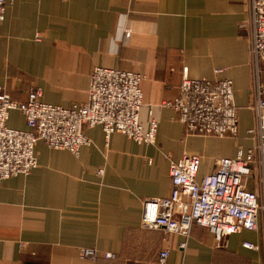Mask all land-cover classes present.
Segmentation results:
<instances>
[{
	"label": "crops",
	"instance_id": "crops-1",
	"mask_svg": "<svg viewBox=\"0 0 264 264\" xmlns=\"http://www.w3.org/2000/svg\"><path fill=\"white\" fill-rule=\"evenodd\" d=\"M247 8L246 0L6 1L0 87L12 100L25 101L39 88L43 102L69 107L86 102L95 67L137 72L144 76L140 123L148 129L155 121L157 132L146 145L85 128L91 144L78 156L38 141L37 167L1 184L0 264H158L161 251L168 252L166 264H263V252L243 243L262 244L264 213L258 231L231 233L219 247L196 224L187 237L141 227L154 214L145 199L170 193V162L199 156L200 179L217 160L255 144L247 133L255 126ZM184 75L232 81L236 138L189 135L173 109L159 106L177 96ZM7 125L26 128L17 111ZM245 184L261 194L264 168L256 164ZM82 249L95 258H80Z\"/></svg>",
	"mask_w": 264,
	"mask_h": 264
},
{
	"label": "built area",
	"instance_id": "built-area-1",
	"mask_svg": "<svg viewBox=\"0 0 264 264\" xmlns=\"http://www.w3.org/2000/svg\"><path fill=\"white\" fill-rule=\"evenodd\" d=\"M6 1L11 0H0V22L4 19ZM246 3L252 73L249 108L255 120V126L247 133L255 144L246 152L239 146L234 158L217 160L214 171L200 179H197L199 156H185L170 162V193L162 198L145 199V205L152 207L154 214L142 221L143 229H162L187 237L191 226L196 224L213 233L218 247L231 233L259 230L258 215L264 213V184L262 193L258 194L247 190L245 182L256 164L264 168V82L261 80L264 73V0H246ZM222 72L223 69H218L215 74ZM143 79L144 76L136 72L95 67L90 75L86 102L69 107L43 102L39 89L29 91L25 101H14L0 87V189L6 179L27 176L37 167L35 144L38 141L49 149L78 156L82 147L91 144L84 129L100 127L106 140L118 133L137 144L153 145L157 123L151 120L148 129H144L139 119ZM161 106L177 113L189 135L238 136V114L229 79H192L184 75L178 96ZM12 111L21 114L25 130L7 125ZM261 234V245L244 242L243 247L261 250L264 264V226ZM179 247L184 249L185 243ZM95 256L94 250L80 251L82 259ZM103 256L112 259L114 255L106 253ZM167 256V251H161L158 264H166Z\"/></svg>",
	"mask_w": 264,
	"mask_h": 264
},
{
	"label": "rangeland",
	"instance_id": "rangeland-1",
	"mask_svg": "<svg viewBox=\"0 0 264 264\" xmlns=\"http://www.w3.org/2000/svg\"><path fill=\"white\" fill-rule=\"evenodd\" d=\"M126 33H127V32H126ZM130 72H132V71H130ZM136 73H137V72H136ZM142 76H143V75H142ZM181 80H182V79H181ZM180 82H181V81H180ZM179 85H180V84H179ZM37 89H39V88H32V89H30L29 91H31V90H37ZM39 90H40V89H39ZM178 93H179V88H178ZM177 96H178V94H177ZM177 96H176V97H177ZM176 97H175V98H176ZM175 98H174V99H175ZM174 99H173V100H174ZM173 100H171V101H163V102H165V103H166V102H172ZM163 102L160 103V105H159L160 107H164V106H161V104H162ZM164 108H167V107H164ZM168 108H169V107H168ZM171 109H172V108H171ZM155 139H156V138H155Z\"/></svg>",
	"mask_w": 264,
	"mask_h": 264
}]
</instances>
